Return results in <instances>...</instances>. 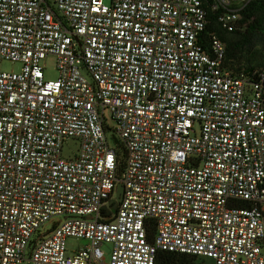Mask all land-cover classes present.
I'll use <instances>...</instances> for the list:
<instances>
[{
	"label": "built area",
	"instance_id": "1",
	"mask_svg": "<svg viewBox=\"0 0 264 264\" xmlns=\"http://www.w3.org/2000/svg\"><path fill=\"white\" fill-rule=\"evenodd\" d=\"M222 1L242 30L248 0ZM207 23L202 0H0L21 65L0 69V264H264V70L225 66Z\"/></svg>",
	"mask_w": 264,
	"mask_h": 264
},
{
	"label": "trees",
	"instance_id": "2",
	"mask_svg": "<svg viewBox=\"0 0 264 264\" xmlns=\"http://www.w3.org/2000/svg\"><path fill=\"white\" fill-rule=\"evenodd\" d=\"M214 0H202L207 13L208 23L206 30L215 31L226 43V62L235 60L242 52L251 48L255 42H260L264 47V0H248L240 10L239 24L242 30H235L231 33H225L220 30L216 18L218 12L222 10L212 9ZM225 34H232V38H225ZM228 64V63H227ZM253 69L248 66L243 69L245 72ZM193 258L173 252L158 251L156 255V264H194Z\"/></svg>",
	"mask_w": 264,
	"mask_h": 264
},
{
	"label": "rangeland",
	"instance_id": "3",
	"mask_svg": "<svg viewBox=\"0 0 264 264\" xmlns=\"http://www.w3.org/2000/svg\"><path fill=\"white\" fill-rule=\"evenodd\" d=\"M108 3L109 0H104ZM216 2L225 4L222 0H215ZM230 3H236L239 0H229ZM242 1V0H240ZM225 38H232V34H225ZM41 66L43 68L44 79L53 80L57 77L56 59L53 55H49L41 60ZM228 63V64H227ZM226 66L233 72H240L248 66H252L255 69L264 70V47L260 42H255L250 49L245 50L235 58V60H228ZM21 65L18 62H11L3 60L0 63V69L3 71H18ZM77 147V142L74 140H68L62 148V155L66 158L72 157ZM68 249L74 248L77 245L85 243V240H77L74 238H68L66 240Z\"/></svg>",
	"mask_w": 264,
	"mask_h": 264
},
{
	"label": "water",
	"instance_id": "4",
	"mask_svg": "<svg viewBox=\"0 0 264 264\" xmlns=\"http://www.w3.org/2000/svg\"><path fill=\"white\" fill-rule=\"evenodd\" d=\"M122 189H123V187H122L121 183H117L115 186L114 198L112 200H110V202L112 203L111 206L113 208L116 206L117 202L120 200V195L122 193Z\"/></svg>",
	"mask_w": 264,
	"mask_h": 264
}]
</instances>
